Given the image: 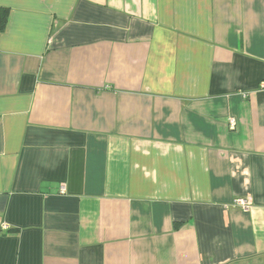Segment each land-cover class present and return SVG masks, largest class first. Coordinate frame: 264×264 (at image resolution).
<instances>
[{
	"label": "crops",
	"instance_id": "0c3cea01",
	"mask_svg": "<svg viewBox=\"0 0 264 264\" xmlns=\"http://www.w3.org/2000/svg\"><path fill=\"white\" fill-rule=\"evenodd\" d=\"M0 264H264V0H0Z\"/></svg>",
	"mask_w": 264,
	"mask_h": 264
},
{
	"label": "trees",
	"instance_id": "16d2710c",
	"mask_svg": "<svg viewBox=\"0 0 264 264\" xmlns=\"http://www.w3.org/2000/svg\"><path fill=\"white\" fill-rule=\"evenodd\" d=\"M6 21H7V18L4 17V19H3V28L5 27Z\"/></svg>",
	"mask_w": 264,
	"mask_h": 264
},
{
	"label": "built area",
	"instance_id": "2783aa9c",
	"mask_svg": "<svg viewBox=\"0 0 264 264\" xmlns=\"http://www.w3.org/2000/svg\"><path fill=\"white\" fill-rule=\"evenodd\" d=\"M231 126H232V127L235 126V121H234V120L231 121ZM243 203H245V202L243 201Z\"/></svg>",
	"mask_w": 264,
	"mask_h": 264
}]
</instances>
